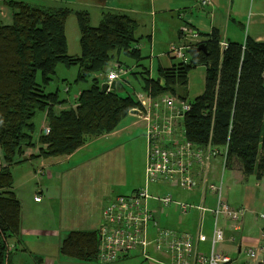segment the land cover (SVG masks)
<instances>
[{
	"label": "trees",
	"instance_id": "1",
	"mask_svg": "<svg viewBox=\"0 0 264 264\" xmlns=\"http://www.w3.org/2000/svg\"><path fill=\"white\" fill-rule=\"evenodd\" d=\"M0 3L11 9L12 19L10 24L0 20V264H4L6 241L20 234L21 207L12 190L10 166L30 158L26 149L36 148L37 157H61L111 132L139 102L120 92L121 81H116L115 90L101 93L98 75L122 64L121 53L140 58V52L138 23L127 13L101 9L98 25L91 26L85 9L24 0ZM70 13L76 15L80 32V52L74 56L67 53L64 29ZM220 42L219 30L212 28L187 49V63L159 70L156 80L146 69L140 72L147 74L142 76V89L153 97L172 93L186 100L187 75L203 65V92L189 102L182 121L185 138L225 153V167L236 164L243 175L260 179L264 177V42L246 38L227 41L224 48ZM199 43L205 52L194 51ZM59 63L77 65L75 82L90 81L71 102L60 99L57 91L45 90ZM36 112L43 113L47 130L40 129L34 139ZM98 243L97 230H71L60 242L59 253L93 263Z\"/></svg>",
	"mask_w": 264,
	"mask_h": 264
},
{
	"label": "rangeland",
	"instance_id": "2",
	"mask_svg": "<svg viewBox=\"0 0 264 264\" xmlns=\"http://www.w3.org/2000/svg\"><path fill=\"white\" fill-rule=\"evenodd\" d=\"M72 1L74 0H62L61 3H53V5L68 6L72 9H85L89 13L90 25H98L101 8L92 6L84 7L79 4H73ZM249 11L248 8L247 12ZM245 16V19L249 20V14L246 13ZM144 19L146 20V26L148 28L150 18L145 15ZM0 20L4 24H10L12 21L11 9L3 3H0ZM176 21V25H178V19ZM247 22L245 21L244 24L247 25ZM140 27L138 32L140 33L142 31L143 34L140 35L136 32V37L139 38L138 42L141 46L140 54L142 56L140 58H133L122 53L118 56L119 61L122 63L121 65L128 66L127 73L122 78L124 80L123 82H125L123 83V89L120 90L122 94L130 93L134 96L137 93L143 94L142 76H146L147 74H140V72L149 68L152 62L151 60H154V64H156L158 58L163 59L164 57L160 56V54H162L165 47L168 48L172 43L176 45L180 44L176 36V30L169 33L168 30L165 31L167 27H160V31L157 30L158 34H160L157 35V43H162V48L160 46H153L151 49L152 57L147 56L150 51V44L146 34L149 33V30L144 28L143 25ZM64 29L68 55H78L80 52V32L77 17L74 13H70L66 17ZM165 58L168 59L166 55ZM77 72V65L66 66L62 63L57 64L55 73L45 87V90L48 92L57 91L60 99L72 101L74 94L90 86L89 80L75 82ZM132 72H135L136 75ZM98 77L102 82H105L103 75H98ZM40 79L38 73L36 81L40 82ZM204 82L205 67L200 65L189 71V86L187 87L188 94L186 97L188 102L192 101L196 95L202 92ZM65 88H67V91H65ZM33 122L35 124L33 136L36 139L42 123L45 124L43 122V113L36 112ZM143 128L145 126L143 122H140L132 128L131 134L128 131L123 133L119 139L113 140L111 145L102 144L101 142L96 143L89 146L85 151L78 153L71 161L62 162L51 168L47 166L46 160L48 158L58 157L39 156L12 164L10 166L12 186L22 204V224L26 228L38 230V232L33 231L32 234L24 235L21 240L19 239L20 241L8 239L7 246L5 247L4 264H43L40 263L39 258L49 262L48 264L51 262L52 264H98L97 262L84 263L80 260L60 255L58 253L59 236L69 230L89 227L91 225L90 223H93L94 227L98 228L102 221V208L106 204L109 196L131 191L135 183L137 185L138 182L140 183L139 188L143 187V172L146 157ZM59 158H63V156ZM211 160L214 163L220 162V168H222L220 157L215 156ZM1 163L0 156V167L2 165ZM42 168L45 169L41 170L42 172L40 173V169ZM47 170L51 174L50 177L47 176V172L45 173ZM224 172L225 168L223 170ZM250 176L254 183V175ZM260 184V188H262L264 179ZM159 188L162 193L169 192L173 195L174 191H179L183 194L186 192L189 193V191L162 187L161 185ZM149 192L150 194H154V185L149 186ZM223 192L225 193L224 176ZM260 195L262 194L260 193ZM36 196L42 200L41 203L34 202L33 199ZM149 206H154L153 201L149 200ZM254 209L255 217H249V226L246 224V229L250 230L249 235L261 240V230L264 226V218L261 217V214L264 213V204L258 201L255 203ZM156 216L158 218L159 215L156 214ZM210 222H212V218L211 220L208 217L204 218L203 223L205 227L209 226ZM221 223L222 220L219 219V224ZM182 228L185 227L182 226L179 229ZM42 231L53 232H47L46 234V232L41 233ZM152 255L156 257L155 254ZM240 263L252 264L251 259L244 250L237 257V264ZM113 264L152 263L144 260L139 254L131 253Z\"/></svg>",
	"mask_w": 264,
	"mask_h": 264
},
{
	"label": "built area",
	"instance_id": "3",
	"mask_svg": "<svg viewBox=\"0 0 264 264\" xmlns=\"http://www.w3.org/2000/svg\"><path fill=\"white\" fill-rule=\"evenodd\" d=\"M201 6H207L209 0H199ZM196 36L195 32L190 31ZM226 46L225 41L220 47ZM186 46H169V52L187 63ZM127 67L117 65L105 74L106 82L119 81L127 73ZM139 106L136 114L145 126L147 142V157L145 165V185L133 190L129 194H118L109 199L102 208V221L99 226V243L96 262L98 264H113L131 253L139 254L144 260L152 264H231L232 259L215 251L216 244L226 240L223 227L219 219L236 224L244 215V207H231L222 195L221 181L214 184L207 179L211 159L221 158L222 169L225 167L226 154H219L216 149L207 145L200 147L185 138L183 130L184 114L190 109V103L172 93H163L155 97L143 93L136 95ZM42 171L40 170V173ZM202 173V178L197 174ZM197 175V176H196ZM149 184H161L191 191L204 187L212 192L215 202L207 207L203 202L197 204L173 198L167 192L158 191L150 194ZM35 200H40L35 197ZM149 200L159 203L161 208L173 206L180 214L186 216L191 210L208 211L213 220L211 250L208 254L196 249V237L187 230L161 227L149 206ZM264 218V213L261 214ZM153 229V237H151ZM264 234L261 233V238ZM234 237L228 238L233 241ZM153 254L164 255L165 258L154 257ZM263 257L264 243L248 250V255L256 259Z\"/></svg>",
	"mask_w": 264,
	"mask_h": 264
},
{
	"label": "crops",
	"instance_id": "4",
	"mask_svg": "<svg viewBox=\"0 0 264 264\" xmlns=\"http://www.w3.org/2000/svg\"><path fill=\"white\" fill-rule=\"evenodd\" d=\"M24 1L40 2V3L46 2L45 4L48 5L50 4L53 5V3L62 2V0H24ZM72 2L73 4H79L84 7L92 6L101 9H110L118 12L127 13L131 17H133L138 23L136 32H138V29L141 28L140 27L141 25H143L144 28H147L146 20L144 19L145 15H147L150 18L149 27L147 28L149 30V33L148 34L145 33V34L148 36L149 39L150 51L147 56L150 57H152L151 49L153 46L154 47L160 46V48H162L163 44L157 43L158 41L157 35H160L158 34V31H160L161 29L160 27H164V28L167 27L165 31L168 30L169 33H171L173 30H176V36L178 37L180 43L179 45L186 46L188 48L192 44L202 41V37L209 35L212 28H217L219 30L221 34V41L244 42L246 38H249L254 41L264 42V0H252V1L251 0H209V4L207 6H201L199 0H74ZM248 8L250 10L249 12H247ZM246 13H248L250 16L249 20L245 19ZM176 19H178V25H176L177 22ZM245 21H248L247 25L244 24ZM190 31L195 32L196 36L191 34ZM139 34L142 35L143 32L141 31ZM136 47L139 49V52L141 53L140 51L141 46L139 42H136ZM165 55L166 57H168V59L165 58ZM141 56L142 55L140 54V57ZM160 56H163L164 58L163 59L158 58L156 64H154V60H151L152 61L150 63L151 65L149 66L148 69H146L148 71V77L152 80H156L160 78L159 70L161 71L166 70L172 67L173 65H175L176 63L181 62L179 58L173 56L169 52V47L168 48L165 47L162 54H160ZM103 76H105V74H103ZM104 81L106 82V79ZM119 81L123 82L124 80L121 79ZM188 86H189V73L187 75V87ZM78 93L79 91L73 95V99L78 95ZM201 93H199L198 95H200ZM138 94H142V93H137L136 95ZM198 95H196L195 97H197ZM66 104L67 103L60 105L59 108L66 106ZM140 122L141 123L143 122L144 126H146L145 122L141 118H139L136 114L128 113L111 132L90 140L85 145L75 150L73 153L63 156V158H59V157L50 158V159L48 158V160H46L47 166L51 168L52 166L58 165L62 162H69L78 153L85 151L89 146L99 142H101L102 144L111 145L112 141L115 139H119V137L123 133H126L128 131L131 134L132 128L135 125L139 124ZM41 126L42 127L40 129H43L44 131L47 130L45 124L42 123ZM143 129H144L143 136L146 146L145 156L147 157V142L145 137V128ZM36 152H37L36 148H29L26 149L25 154L26 157L27 156L29 157L32 154L29 158L31 159L33 157H37L34 156ZM146 157H145V165H146ZM145 165L143 172L144 174L143 186L145 185ZM220 166H221L220 162L214 163V161L211 160L210 168L209 171L207 172L208 181L214 184H218L221 181L222 195L226 200V202L233 208L244 207L245 212L244 215L236 224H233L232 222H228L225 219L220 218L222 220V223L220 225L224 229L226 240L216 244L214 249L217 252H222L228 255L232 259L231 264H235V263L237 264V257H239V254L243 250L248 255V250L250 248L257 249V247L263 241L262 238L261 240H259V238L255 239L254 237L249 235L250 230L246 229V224H248L249 226V221H250L249 217H255L254 215L255 203L259 201L261 204H264V196H263L264 185H262V188H260L261 185L260 183L261 181H263L264 177L260 179H256L254 176L255 182L253 183L251 180V176L243 175L237 168L236 164L224 167L225 168L224 173H223L224 168L222 169L220 168ZM43 169L45 168H42L40 170ZM45 173L47 174V176L50 177L51 174L48 170L45 171ZM197 175L200 176L199 178H202L201 172H199V174ZM223 176L225 179V193L223 192ZM139 185H140L139 182L137 183V185L135 183L134 188L132 187L133 189L131 191H126L123 194L125 195L131 193L133 190L139 188ZM150 185H154V193L157 191L160 194L166 193V192L162 193L161 189L159 188L161 184H149V186ZM161 186L168 187L164 185ZM171 188L180 189L177 187H171ZM12 190L15 193V196L17 197V194L13 186H12ZM260 193L262 195H260ZM172 196L177 200L181 199L193 204L203 202L207 207H212L215 202V197L212 194V192L206 190L204 187H201L200 184L198 185V188L189 191V193L186 192L183 194L179 191H174V195L172 194ZM112 197L113 196H109L107 198V201ZM17 199L19 200L18 197ZM33 200L35 203L42 202L41 199L36 201L34 198ZM21 205L22 204L20 202V207H21L20 234L18 239H13L16 241L19 239L21 240L22 236L24 235L32 234L33 231L38 232V230H31L23 226L22 224L23 213H22ZM153 205L154 206L152 208L155 211L154 215L155 217H157L156 214L159 215L158 218L156 219H158L157 221L161 227L179 229L180 227L184 226L185 228L179 230H187L193 236H197L196 237L197 251L204 254H208L210 252L213 220L212 222H210V225L206 227L203 223L204 218L208 217L209 220H211L212 218L208 211L199 212L194 209L191 210L188 213V215L180 216L179 212L173 206H168L167 208H161L159 203H156L155 201H153ZM90 224L91 225H89V227L76 229V230L78 231L99 230L100 225L98 226V228H96L94 227L93 223ZM69 231L62 233L59 236L58 253H59L60 242ZM43 232H46L47 234L48 231H42L41 233ZM52 232L53 231H50L48 233H52ZM150 236L153 237V229H151ZM231 236L234 237L233 241L228 240V238ZM6 246H7V241H6ZM149 252L153 254L151 245L149 247ZM155 255L159 258H165L164 255H158V254ZM248 257L251 259L252 264H258L259 261H262V257L260 256V254H258L256 259L251 258L249 255ZM39 261L40 263L43 264L49 263L43 261L42 258H39ZM50 264H52V262Z\"/></svg>",
	"mask_w": 264,
	"mask_h": 264
},
{
	"label": "water",
	"instance_id": "5",
	"mask_svg": "<svg viewBox=\"0 0 264 264\" xmlns=\"http://www.w3.org/2000/svg\"><path fill=\"white\" fill-rule=\"evenodd\" d=\"M194 51H206V47L203 43H199L198 45L195 46ZM116 89V81L112 82H102L100 85V92L104 93L107 90H115ZM129 113L131 114H138L139 112L137 110H130ZM258 264H262V261H259Z\"/></svg>",
	"mask_w": 264,
	"mask_h": 264
}]
</instances>
